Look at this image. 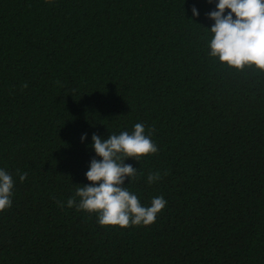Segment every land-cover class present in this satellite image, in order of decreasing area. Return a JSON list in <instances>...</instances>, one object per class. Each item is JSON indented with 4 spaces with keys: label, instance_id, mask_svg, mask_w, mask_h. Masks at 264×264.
<instances>
[{
    "label": "trees",
    "instance_id": "1",
    "mask_svg": "<svg viewBox=\"0 0 264 264\" xmlns=\"http://www.w3.org/2000/svg\"><path fill=\"white\" fill-rule=\"evenodd\" d=\"M217 3L0 0V264H264V72L209 56ZM136 123L159 151L125 160V187L167 205L104 227L66 201L101 159L93 134Z\"/></svg>",
    "mask_w": 264,
    "mask_h": 264
},
{
    "label": "clouds",
    "instance_id": "2",
    "mask_svg": "<svg viewBox=\"0 0 264 264\" xmlns=\"http://www.w3.org/2000/svg\"><path fill=\"white\" fill-rule=\"evenodd\" d=\"M216 9L208 14L215 21L210 29L209 56L229 68L243 70L246 66H254L264 72V0H218ZM226 10L230 11L226 14ZM192 11L195 16L199 15L195 6ZM23 87L27 88V83ZM154 131L150 129L146 134L145 126L136 123L131 133L111 134L107 139L93 134L92 147L101 159L91 160L86 172L91 183L79 185L74 196L66 201L67 206L89 214L97 213L98 223L104 227L128 228L155 223L157 215L167 205L165 198L154 197L151 205L145 207L137 195L125 187V182L129 178L135 180L138 173V169L126 164L125 160L134 158L139 161L141 157L158 153V146L151 139ZM86 138L87 134H84L82 142ZM17 175L23 183L28 174L17 170ZM161 175L160 172H149L147 182H157ZM13 189L12 175L0 169V212L12 206ZM57 203L64 207V203Z\"/></svg>",
    "mask_w": 264,
    "mask_h": 264
}]
</instances>
